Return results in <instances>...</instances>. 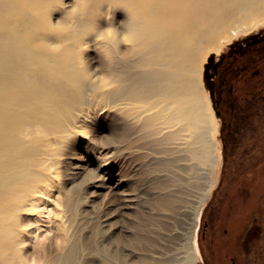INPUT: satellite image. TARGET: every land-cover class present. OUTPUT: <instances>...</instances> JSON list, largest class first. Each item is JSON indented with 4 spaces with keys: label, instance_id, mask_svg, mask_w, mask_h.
<instances>
[{
    "label": "bare ground",
    "instance_id": "obj_1",
    "mask_svg": "<svg viewBox=\"0 0 264 264\" xmlns=\"http://www.w3.org/2000/svg\"><path fill=\"white\" fill-rule=\"evenodd\" d=\"M60 2L0 0V260H8L18 242L10 234L18 224H28L26 232L17 233L27 244L25 254L35 250L46 264H77L78 238L69 232L76 214L74 198L67 194L51 201L49 192L62 147L99 110L122 114L137 138H149L174 153V189L154 200L156 208L162 207L156 212L159 238L182 239L191 256L199 255L197 226L222 158L212 140L216 116L202 87L203 62L210 52L217 57L222 44L248 34L245 25L264 14V0H88L71 31L53 33L52 14L60 19L66 10L59 8ZM62 2L70 7L73 0ZM117 9L123 11L119 21ZM129 13L137 39L121 57L111 45L96 42L92 33L108 23L119 26ZM57 43L63 47L53 50L50 45ZM85 44L101 52L100 74L83 61ZM261 159L259 167L245 171L248 197L264 192ZM237 212L228 211L227 231L219 235L220 263L227 262L223 252L234 250ZM173 214L191 221L184 227L185 237L172 231L179 220ZM35 223L45 226L43 231L54 223L56 235L36 236ZM45 235L47 242L36 246L37 238ZM152 238L141 241L146 251L155 243ZM92 244L90 250L99 251ZM156 247L152 254L141 255L142 263L173 259L166 243ZM96 256L97 264H105V255ZM112 257L126 264L122 254Z\"/></svg>",
    "mask_w": 264,
    "mask_h": 264
},
{
    "label": "rangeland",
    "instance_id": "obj_2",
    "mask_svg": "<svg viewBox=\"0 0 264 264\" xmlns=\"http://www.w3.org/2000/svg\"><path fill=\"white\" fill-rule=\"evenodd\" d=\"M66 3H69V0H66ZM115 14V20L119 21L123 11L117 9ZM57 18L58 13H53L52 19ZM254 18L255 22L245 25L250 27L248 34L241 35L232 42L246 39L264 30V14ZM228 43L220 46L219 54L226 51ZM210 57L214 60L215 53L210 52L207 55L202 67V87L209 98L205 69ZM82 59L91 72L100 74L103 56L98 49L89 46L84 50ZM112 113L111 110H99L89 117L82 131L65 143L57 156L56 175L49 199L62 200L67 194L74 198L76 214L69 232L78 238L77 264H97L95 257L98 252L105 255V264H118L112 257L113 253L122 254L126 264H139L142 261L141 255L146 252L152 254L153 248L158 247L160 242L168 245L167 254L173 258L165 264H220L216 253L214 259L213 251L216 242L219 243L220 233L225 234L227 231L228 211L234 210L236 214L238 209L240 222L235 230V251L232 249L227 253L234 255L236 264H240L239 260L241 264H264V192L259 196L248 197L251 195L247 190L249 174L245 173L259 167L260 162L222 161L221 158V163L219 161L215 171L216 181L203 205L197 226L200 254L197 253L193 257L189 254L187 246L181 245L182 239L171 236L163 240L159 238L158 233L161 228L157 225L156 218L159 216L156 212L162 211V207L156 208L154 200L162 195L169 196L171 193H167L174 189V153L171 154L165 150V145L149 138H137L138 133L126 125L123 115ZM212 140L220 152L221 130L217 116L214 118ZM236 202L243 206L239 208ZM48 204V207H53L49 201ZM173 215L178 216L179 220L176 226L173 222L171 229L181 232L182 238L184 227L191 221L185 215ZM36 224L33 229L36 236L40 232L50 236L57 233L54 223L50 226V231H43L45 226ZM149 236L153 237V245H156L150 246L146 251L141 241ZM90 243H94L92 245L96 247L99 245V251H91ZM210 255H213L212 259L209 258ZM225 264H230L229 257Z\"/></svg>",
    "mask_w": 264,
    "mask_h": 264
},
{
    "label": "flooded vegetation",
    "instance_id": "obj_3",
    "mask_svg": "<svg viewBox=\"0 0 264 264\" xmlns=\"http://www.w3.org/2000/svg\"><path fill=\"white\" fill-rule=\"evenodd\" d=\"M239 40L228 43L226 51L214 60L210 57L205 75L211 105L220 120L222 161L261 162L264 159V30ZM218 244L213 254L215 259L216 253L219 261ZM227 252L223 256L229 257L230 264H236L234 255Z\"/></svg>",
    "mask_w": 264,
    "mask_h": 264
},
{
    "label": "clouds",
    "instance_id": "obj_4",
    "mask_svg": "<svg viewBox=\"0 0 264 264\" xmlns=\"http://www.w3.org/2000/svg\"><path fill=\"white\" fill-rule=\"evenodd\" d=\"M88 0H73L72 5L69 7L64 4L61 0L59 8L66 9L63 16L57 19L55 22L51 19V30L53 33H67L71 31L74 27L75 18L80 15L87 7ZM124 8V7H123ZM126 9V8H125ZM128 10V9H127ZM129 12V11H128ZM111 13L109 14L110 18ZM94 40L96 42L103 43L105 45H111L121 57H123L124 51L131 48L137 39V32L135 26L132 24V17L129 13V19L127 21H121L120 25L107 24L103 28H97L93 30ZM121 45H126L127 47L121 49ZM53 50H59L63 45L61 44H51ZM85 49L89 48V45H84ZM107 56V55H106ZM101 83H106V79L101 76ZM31 225L28 224H18L15 231L11 233L18 241L15 244L14 251L9 254V259L6 261L0 260V264H46L43 256L39 255L35 250L24 253V249L27 244L23 241L21 236L17 233H24ZM2 236V233H0ZM48 240V235L43 237H38L36 240V246H43ZM61 241H57L59 245Z\"/></svg>",
    "mask_w": 264,
    "mask_h": 264
}]
</instances>
